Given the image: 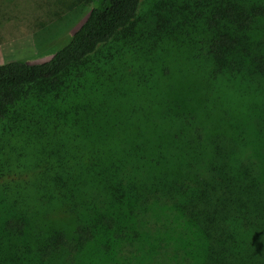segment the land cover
<instances>
[{
    "label": "trees",
    "instance_id": "1",
    "mask_svg": "<svg viewBox=\"0 0 264 264\" xmlns=\"http://www.w3.org/2000/svg\"><path fill=\"white\" fill-rule=\"evenodd\" d=\"M142 1L87 0L90 9L85 21L49 59L0 64V155L9 149L3 143L18 140L23 128L40 138L38 142L49 153L61 147L59 164L49 157L51 162L44 165L47 171L36 183L39 180L48 193L52 189L57 200L63 201L60 212L66 213L65 219L72 218L70 230L60 227L41 234L39 242L31 246L25 242L20 252L31 249L32 264H134L140 256L138 245L146 244L148 235L139 229L138 219L153 205H162L170 207L181 223L178 228L170 221L163 226L171 234L180 231L170 248L176 262L264 264V189L250 167H232L231 155L219 141H199L197 129L196 135L191 134L197 137L194 140L181 141V129L174 141H168L164 130L157 141H138L143 130L128 133L132 141H89L67 120L62 122L56 116L46 123L36 118L38 111L24 110L33 106V98L38 102L37 96L41 103L47 100L44 95L58 94L57 87L72 69L83 66L130 29ZM204 7L213 32L211 57L224 70L225 64L231 69L247 64L264 76V43L263 39L256 41L253 31L257 22L264 21V7L244 8L216 0H205ZM30 91L36 96L31 97ZM76 113L78 110L72 114ZM117 132L119 138L126 133L110 130L112 137ZM75 134L83 140H74ZM97 135H107L104 127L97 128ZM49 137L55 140L49 141ZM58 166L64 174L52 175L51 170ZM14 188L15 197L8 201L26 208L29 187L24 191L18 185ZM14 211L9 217L4 213L0 220V238L10 243L12 237L23 240L31 225L27 214ZM134 244L135 250L130 252L128 247ZM147 249L148 245L145 253Z\"/></svg>",
    "mask_w": 264,
    "mask_h": 264
},
{
    "label": "rangeland",
    "instance_id": "2",
    "mask_svg": "<svg viewBox=\"0 0 264 264\" xmlns=\"http://www.w3.org/2000/svg\"><path fill=\"white\" fill-rule=\"evenodd\" d=\"M216 1L244 8L264 7V0ZM204 4L205 0H143L130 29L83 66L72 69L57 87L58 94L44 95L47 100L41 103V96H37V103L33 98V106L24 107L25 112L38 111L36 118L46 123L56 116L62 122L67 120L78 133L80 128L85 136L92 134L90 139L83 136L89 141H132L128 133L136 130H143L138 141H157L161 130L168 141H174L181 129L180 139L185 141L197 139V129L199 141H219L231 155L232 167H250L264 189V76L247 64L241 69L225 64L224 70L211 57L213 32ZM89 9L87 0H0V64L46 61L83 24ZM253 31L256 41L263 39L264 43V21L257 22ZM33 92L31 97L36 96ZM75 110L78 113L72 114ZM99 127H104L107 135L100 138ZM112 128L126 133L119 138L117 132L112 137ZM17 136L18 140L2 145L9 149L0 155V164L4 163L0 165V210L4 209L6 217L14 210L27 214L31 225L23 240L9 237L10 243L0 238V264H32L31 249L20 252L25 242L34 245L41 234L72 226V218L65 219L66 213L60 212L63 201L57 200L52 189L51 194L44 191L39 180L36 183L47 171L44 165L53 158L59 164L62 148L49 153L38 142L42 140L24 128ZM54 140L49 137V141ZM63 172L59 166L51 170L52 175ZM16 185L23 191L29 187L26 208L8 201L15 197ZM169 221L177 228L181 224L173 210L162 205H153L138 219L139 229L148 235L147 243L138 245L140 256L134 264H182L171 254L180 231L167 232L163 226ZM131 247L130 252L135 244Z\"/></svg>",
    "mask_w": 264,
    "mask_h": 264
}]
</instances>
